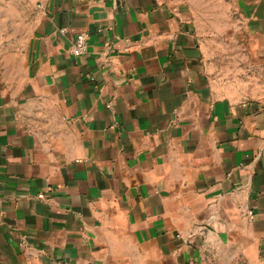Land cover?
Listing matches in <instances>:
<instances>
[{"label": "crops", "instance_id": "obj_1", "mask_svg": "<svg viewBox=\"0 0 264 264\" xmlns=\"http://www.w3.org/2000/svg\"><path fill=\"white\" fill-rule=\"evenodd\" d=\"M25 1L0 51V264H264V91L222 86L194 1ZM234 1L264 67V0Z\"/></svg>", "mask_w": 264, "mask_h": 264}, {"label": "rangeland", "instance_id": "obj_2", "mask_svg": "<svg viewBox=\"0 0 264 264\" xmlns=\"http://www.w3.org/2000/svg\"><path fill=\"white\" fill-rule=\"evenodd\" d=\"M193 1L194 23L208 57L219 66L217 75L222 86L239 96L260 95L264 91V67L252 64L243 45L240 31L244 20L235 1ZM30 9L31 4L25 0H0L2 53L20 52L29 32Z\"/></svg>", "mask_w": 264, "mask_h": 264}, {"label": "built area", "instance_id": "obj_3", "mask_svg": "<svg viewBox=\"0 0 264 264\" xmlns=\"http://www.w3.org/2000/svg\"><path fill=\"white\" fill-rule=\"evenodd\" d=\"M67 32H68L67 28H63L60 30L61 34H66ZM87 51H88V37H87V35L85 33L78 34L76 39H75L73 48H72V53L76 57H81V56H84L87 53ZM38 198L43 199L44 196L40 195ZM250 214H252V213H250Z\"/></svg>", "mask_w": 264, "mask_h": 264}]
</instances>
